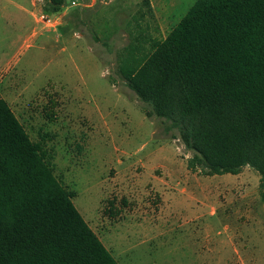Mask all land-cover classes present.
Returning <instances> with one entry per match:
<instances>
[{"label": "rangeland", "instance_id": "rangeland-1", "mask_svg": "<svg viewBox=\"0 0 264 264\" xmlns=\"http://www.w3.org/2000/svg\"><path fill=\"white\" fill-rule=\"evenodd\" d=\"M148 1L152 16L139 19L140 27L162 39L195 0ZM46 3L0 0V66L35 29L6 75L12 89L25 88V102L13 107L118 264H264L257 171L189 169L191 152L163 119L146 115L118 73L117 56L137 11L146 10L143 0H65L56 12L45 11ZM164 206H193L200 220L171 226L176 214L153 213Z\"/></svg>", "mask_w": 264, "mask_h": 264}, {"label": "trees", "instance_id": "trees-1", "mask_svg": "<svg viewBox=\"0 0 264 264\" xmlns=\"http://www.w3.org/2000/svg\"><path fill=\"white\" fill-rule=\"evenodd\" d=\"M143 5L117 56L119 75L191 152L189 169L249 166L264 202V0H195L162 39L141 29L152 16ZM0 264H118L1 96Z\"/></svg>", "mask_w": 264, "mask_h": 264}, {"label": "crops", "instance_id": "crops-1", "mask_svg": "<svg viewBox=\"0 0 264 264\" xmlns=\"http://www.w3.org/2000/svg\"><path fill=\"white\" fill-rule=\"evenodd\" d=\"M36 34V31L35 29L32 30V32L30 33V35L26 38H24L22 40V44L19 45V50L14 52L11 56L10 59H7L5 64L6 66L3 68H0V96L8 103V105L10 106L11 110L13 111V113L15 114L16 118L19 120V117H18V114L16 113L15 111V108L13 107V104L16 105L15 103L19 104V102H25V100H23V88L19 87L17 84V87L13 89L11 88L14 83L12 82V79L11 76L10 77H6V75L10 72V70L12 69V65L13 63L11 62L12 60L15 59V57L17 56V54L22 50V49H26V48H29L30 44H28V41L34 37ZM21 39V37H19L18 41ZM17 41V42H18ZM16 43V42H15ZM14 43V44H15ZM17 61V60H16ZM14 61V63L16 62ZM4 64V65H5ZM3 65V66H4ZM14 75H18L19 77L22 76V74H20V72H17V73H13L12 76ZM194 207H188V208H174V207H159V208H156V212H153L154 214H156V217L157 218H161L163 217V215H169L170 217L172 215H177L174 219L176 220L175 222H173L171 224L174 225V224H177V225H186L185 223H190V222H195L196 220H200L199 219V214L201 211H198V210H194L193 209ZM204 213V212H202ZM207 214L210 216V217H213L216 213V208L215 207H210L208 209V212ZM156 219V218H154ZM146 222V221H145ZM142 224V229L145 230V223L142 221L141 222ZM166 225L169 226V222H166ZM224 227L225 228H228V224L225 223L224 224ZM253 262H258L259 260L257 259H254V258H250ZM240 264H245L244 263V259L241 260Z\"/></svg>", "mask_w": 264, "mask_h": 264}, {"label": "built area", "instance_id": "built-area-1", "mask_svg": "<svg viewBox=\"0 0 264 264\" xmlns=\"http://www.w3.org/2000/svg\"><path fill=\"white\" fill-rule=\"evenodd\" d=\"M40 18H41V21L45 23H48L51 21V19L49 17H46L44 14H41Z\"/></svg>", "mask_w": 264, "mask_h": 264}]
</instances>
